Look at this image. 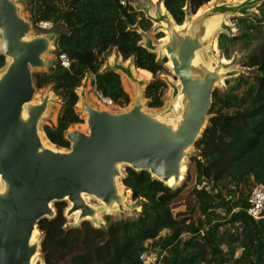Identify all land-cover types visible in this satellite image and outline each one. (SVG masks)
<instances>
[{
  "label": "trees",
  "instance_id": "trees-1",
  "mask_svg": "<svg viewBox=\"0 0 264 264\" xmlns=\"http://www.w3.org/2000/svg\"><path fill=\"white\" fill-rule=\"evenodd\" d=\"M161 1L181 25L185 7L195 14L211 0ZM29 11L33 23L51 20L61 29L54 52L71 61L69 69L56 59L48 71L32 74L38 89L49 86L61 101L55 124L42 127L50 143L68 148L66 130L83 122L75 108L76 89L87 74L96 93L119 107L129 104L119 74L102 69L113 48L123 60L133 58L136 71L151 74L144 99L150 108L162 106L166 84L158 74L167 60L142 46L140 31L151 22L141 11L120 0H30ZM231 19L238 33H220L218 49L225 59L243 51L240 65L249 73L227 80L224 91L214 89L208 124L194 144L197 153L183 182L172 188L147 171L125 167L121 182L141 201L140 211L133 219L106 216L104 227L89 221L68 227L65 202L55 203L56 216L38 222L45 264H145L144 252L155 254L148 264H264V217L254 220L245 212L253 187L264 183V2L257 13ZM5 61L0 54V69ZM190 198L187 210L173 212L174 203Z\"/></svg>",
  "mask_w": 264,
  "mask_h": 264
},
{
  "label": "water",
  "instance_id": "water-1",
  "mask_svg": "<svg viewBox=\"0 0 264 264\" xmlns=\"http://www.w3.org/2000/svg\"><path fill=\"white\" fill-rule=\"evenodd\" d=\"M21 2L0 0V54L7 60L0 69V264H45L43 235L35 237L34 233H40L41 219L56 216L55 203H68L63 216H75L68 227H78L83 221L101 227L102 212L122 211L128 206V196L132 198L121 182L123 167L147 171L172 188L182 183L186 159L197 153L189 154V149L208 124L215 85L233 76L215 60L206 63L201 51L213 47L217 31L229 29L227 18L255 14L264 0H214L192 14L193 18L186 17L191 13L185 7L182 26L166 9L145 16L158 24L165 39L154 43L146 38L141 44L157 60L164 54L170 62L166 67L179 82L173 91L179 109L174 110L173 104L145 110L148 83L136 77L130 65H123L116 51V61L103 70L128 78L132 102L123 110L96 107L81 89L75 108L84 116L86 131L67 129V149L50 143L42 130L52 95L46 90L36 100L38 88L32 76L50 67L47 56L58 33L31 34L32 21L24 17ZM86 197L99 204L88 203Z\"/></svg>",
  "mask_w": 264,
  "mask_h": 264
},
{
  "label": "rangeland",
  "instance_id": "rangeland-1",
  "mask_svg": "<svg viewBox=\"0 0 264 264\" xmlns=\"http://www.w3.org/2000/svg\"><path fill=\"white\" fill-rule=\"evenodd\" d=\"M158 1L162 2L161 0H158ZM213 1L214 0H212L211 2L209 1L210 4H212ZM217 1H221V0H217ZM29 2H30V0H22V2L20 4H21L22 9H23L22 13H23L24 17L26 19L32 21V19L30 18ZM127 2L135 10L141 11L144 14V16H147L148 14L149 15H151V14L153 15L155 12L158 11V3H154L153 4V2L151 0H127ZM209 2L207 4L201 6L200 7L201 9L199 8L200 9L199 11H201L204 8L210 6ZM252 14L253 13L248 14V15H252ZM186 17L187 18L188 17L193 18L192 14L186 15ZM186 17H185V19H186ZM231 18L232 17L227 18L226 19V23H225L226 25L229 26V29H221V30L217 31V33L215 34L213 47H208V48H206V49L201 51L202 58L204 59V61H206V63H209L210 60H215L216 62H219V63L223 64L225 66V70L226 71H229V72L233 73V76L229 77L226 80H223L219 85H215V88H217L220 91H224L227 88V84H226L227 80L233 79V78L237 77L241 73H246V74L249 73V69L244 68V67H242L240 65V62H241V59H242V56H243V53H244L243 51L242 52L234 51L230 59H225L222 56V54H221V52H220V50L218 49V46H217V38H218V35L220 33H224V34H227L229 36L238 33V30L235 27V22ZM150 22H151L150 28L147 31H141V33H142L141 42L143 43L146 38H151L152 42H154V43L161 42L162 40H164L163 38L165 37L164 31L161 30L158 27L157 23L152 22V21H150ZM34 24L35 23H33V21H32L33 30L31 32V34L34 31H40V30H38L35 27ZM47 31H54L56 33H59L61 31V29L57 25H54V27L52 29L47 30ZM160 34H162L163 36L162 37H158V36H160ZM214 46H215V48H214ZM115 54H116V49L115 48L111 49V51L109 52V54L107 55V57L105 59L104 65L102 66V69L104 67H106V66L107 67H111L112 66V64H113V62L115 60ZM110 55H113L111 60L109 59ZM47 58L51 61V65L46 71H48L51 67H53L55 62H56V55H55V52H54V46L53 45L51 46V53L47 56ZM162 58H166V57H164V54L162 55ZM166 60H167V58H166ZM168 62L169 61L167 60L165 62V64H164L166 69L158 74V77L161 80H163L165 82V84H166V88H165V90L163 91V94H162L163 104L159 108H150V107L144 105V109L147 110V111L161 110V109H164V108H166L168 106H171V105L175 104V102H177V99L173 96V91L178 88L179 82H178L177 78L173 75L172 71L168 67H166L168 65ZM119 76H120V79H121V74H119ZM151 78L152 77H151V74H150V76L146 79V82L149 83ZM91 80H92V76L90 74H87L83 78V80L81 81V85L76 89V92L78 93L81 89H85V91L87 92L88 99L91 101V103L94 106L100 107V108H105V106L99 100V95L92 88ZM46 90H50V93L52 95V102L50 103V108H49L48 113L46 114L44 120L41 123V127H43L44 125H54L55 122H56L57 115H58V110L61 107L60 99L57 96L54 95V93L51 91V88L49 86L41 88V89H38V91H37V93L35 95V99L36 100H40L42 95H43V93ZM90 94L92 95V98H91ZM128 95H129V98H130L129 104L127 106H125V107H119L117 109L123 110V109H127L130 106V104L132 102V94L128 93ZM143 102L145 103L146 101L144 100ZM75 107L76 108L78 107V103L76 104ZM80 117L82 118L83 122L82 123L73 124L68 129H79L81 131H86L84 116L82 114H80ZM61 149H67V148H61ZM195 153H196V150L194 148H190L189 149V154H195ZM190 158L186 159L187 167H188ZM124 169L125 168L123 167L122 168V172H124ZM185 175H186V171H185ZM184 178H185V176H184ZM192 201H193V199L190 198L188 200H182V201H179L177 203H174L173 206H172L173 212L175 213V212H178V211L187 210L186 208H188V206H190L192 204ZM87 202L91 203V204H94V205L99 204L96 200H94L92 198H88ZM127 202H128V206L126 208H124L122 211H119V210H106V211L102 212L99 215V222H100L99 224H100V226L104 227L106 225V220H105L106 216L110 217L111 220H117L119 218H126V219L135 218L137 216L138 212L140 211V203H141V201L133 200L130 196H128ZM65 204H66V207H67L68 203L65 202ZM65 219H66V226H70V225L73 224V222L75 220V216H70V217L65 218ZM41 234H42L41 232L40 233H36L35 237H39V236H41ZM222 248L225 250L224 246ZM214 253L216 255H218V252L216 250H215ZM238 254H239V250L236 251L235 255L237 256ZM154 258H155V254L151 253L149 262H151Z\"/></svg>",
  "mask_w": 264,
  "mask_h": 264
},
{
  "label": "built area",
  "instance_id": "built-area-1",
  "mask_svg": "<svg viewBox=\"0 0 264 264\" xmlns=\"http://www.w3.org/2000/svg\"><path fill=\"white\" fill-rule=\"evenodd\" d=\"M126 3L127 0H120L121 5L124 6ZM34 25L40 31H47L54 27V22L51 20H38ZM56 59L62 67L69 69L71 61L65 53H58L56 55ZM98 95L99 100L105 107H119L110 98L104 97L101 94ZM226 200L231 201L232 196L227 195ZM245 212L254 220H259L264 217V183H258L253 187L247 198V207L245 208ZM140 259H142L145 264H148L150 263V254L144 252L140 255Z\"/></svg>",
  "mask_w": 264,
  "mask_h": 264
},
{
  "label": "bare ground",
  "instance_id": "bare-ground-1",
  "mask_svg": "<svg viewBox=\"0 0 264 264\" xmlns=\"http://www.w3.org/2000/svg\"><path fill=\"white\" fill-rule=\"evenodd\" d=\"M151 1L153 2V4H154V3H158V11H160V12H165V8H164L162 2H160V1H158V0H151ZM211 1H212V0H211ZM211 1H210V2H211ZM210 2H209V4H210ZM200 9H201V8H200ZM200 9H199V10H200ZM199 10H198L197 12H199ZM179 26H182V24L179 25ZM163 39H165V37H164ZM214 48H215V46H214ZM112 57H113V55H110L109 59L111 60ZM108 61H109V60H108ZM120 62H121L123 65H130V68H131L133 74H134L136 77H138V78H140V79H145V80L147 79L146 76H144V75H140V74L138 73V71L135 70V67H134L133 63L131 62L130 58H128V59H126V60H120ZM108 63H109V62H108ZM168 64H170V62H168ZM120 80H121V85H122L123 89H124L126 92H128L129 94H132V85H131L130 81L128 80V78L125 77L123 74H121V79H120ZM90 96H91V98H92V95H91V94H90ZM178 109H179V105H178L177 102H175V104H174V110H178ZM42 138H43L44 143L50 145L49 142L46 141V139L44 138L43 135H42ZM170 183H171V181H170ZM87 199H88V197H86V200H87ZM35 234H36V232L34 233V235H35Z\"/></svg>",
  "mask_w": 264,
  "mask_h": 264
},
{
  "label": "flooded vegetation",
  "instance_id": "flooded-vegetation-1",
  "mask_svg": "<svg viewBox=\"0 0 264 264\" xmlns=\"http://www.w3.org/2000/svg\"><path fill=\"white\" fill-rule=\"evenodd\" d=\"M139 73V72H138ZM140 75H144V74H142L141 72L139 73ZM145 76V75H144Z\"/></svg>",
  "mask_w": 264,
  "mask_h": 264
},
{
  "label": "crops",
  "instance_id": "crops-1",
  "mask_svg": "<svg viewBox=\"0 0 264 264\" xmlns=\"http://www.w3.org/2000/svg\"><path fill=\"white\" fill-rule=\"evenodd\" d=\"M120 58H121V56H120Z\"/></svg>",
  "mask_w": 264,
  "mask_h": 264
}]
</instances>
